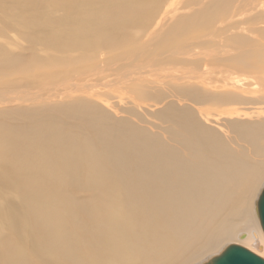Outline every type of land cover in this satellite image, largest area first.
<instances>
[{
  "label": "bare ground",
  "instance_id": "bare-ground-1",
  "mask_svg": "<svg viewBox=\"0 0 264 264\" xmlns=\"http://www.w3.org/2000/svg\"><path fill=\"white\" fill-rule=\"evenodd\" d=\"M263 186L264 0H0V264L264 258Z\"/></svg>",
  "mask_w": 264,
  "mask_h": 264
},
{
  "label": "water",
  "instance_id": "water-1",
  "mask_svg": "<svg viewBox=\"0 0 264 264\" xmlns=\"http://www.w3.org/2000/svg\"><path fill=\"white\" fill-rule=\"evenodd\" d=\"M256 214L264 233V186L256 200ZM198 264H264V258L242 245L228 243L217 254Z\"/></svg>",
  "mask_w": 264,
  "mask_h": 264
},
{
  "label": "rangeland",
  "instance_id": "rangeland-1",
  "mask_svg": "<svg viewBox=\"0 0 264 264\" xmlns=\"http://www.w3.org/2000/svg\"><path fill=\"white\" fill-rule=\"evenodd\" d=\"M192 46H194V47H197V46H195V45H192ZM256 202V198L254 199V203ZM254 210H255V208H254ZM257 218V217H256ZM258 219V218H257Z\"/></svg>",
  "mask_w": 264,
  "mask_h": 264
}]
</instances>
